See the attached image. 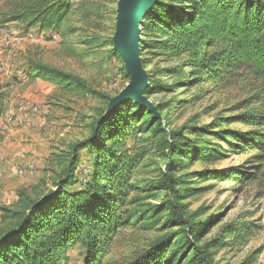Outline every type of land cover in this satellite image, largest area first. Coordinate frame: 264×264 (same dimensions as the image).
Returning a JSON list of instances; mask_svg holds the SVG:
<instances>
[{
    "label": "rangeland",
    "instance_id": "374dc122",
    "mask_svg": "<svg viewBox=\"0 0 264 264\" xmlns=\"http://www.w3.org/2000/svg\"><path fill=\"white\" fill-rule=\"evenodd\" d=\"M35 1L0 0V154L11 152L7 148L12 143L25 149L34 164L23 167V177L15 174L13 181L21 182L14 188L15 200L20 190L31 191L43 180L52 189L55 172L62 168L59 157L91 137L94 123L109 114L113 100L131 83L115 48L120 0H72L70 20L61 33L31 26L25 13ZM145 40L141 32V50ZM140 57L151 87L144 96L163 110L156 116L167 141L178 138L176 151L183 155L174 156L160 140L148 139L150 134L138 132L127 140L130 154L145 153L134 175L139 184L127 204L145 221L117 236L104 263L127 264L168 233H176L177 247H193L224 240L234 228L236 240L226 238L228 246L215 253V263L264 264V162L258 149L240 147L232 137L264 131L249 122L255 114L264 115V79L244 66L218 84L176 86L178 76L168 71L180 61H166L146 48ZM42 65L79 77L96 94L39 74ZM185 77L192 79L189 71ZM19 105L25 108L23 126L17 125L20 112L11 116ZM82 155L87 159V152ZM83 168L85 183L92 175L90 161ZM233 173L242 180L228 178ZM173 189L180 195L178 203L185 205L184 214L171 204ZM86 261V251L77 247L65 264Z\"/></svg>",
    "mask_w": 264,
    "mask_h": 264
},
{
    "label": "trees",
    "instance_id": "16d2710c",
    "mask_svg": "<svg viewBox=\"0 0 264 264\" xmlns=\"http://www.w3.org/2000/svg\"><path fill=\"white\" fill-rule=\"evenodd\" d=\"M71 2L36 0L25 16L31 26L61 33L71 17ZM141 32L146 38L141 54L146 48L166 61L181 62L168 71L178 76L176 86L218 84L244 66L264 79V0H159ZM37 70L78 92L96 94L77 76L43 65ZM187 71L191 80L185 77ZM155 110L163 111L159 106ZM249 122L264 127V115L255 114ZM138 132L160 140L174 156L183 155L176 151L178 138L167 141L156 113L134 101L123 102L94 123L89 139L73 144L69 154L59 157L62 168L55 172L52 189L43 180L31 191L20 190L17 203L0 207V264H65L77 247L86 251V264H105L117 236L145 221L127 206L130 192L139 184L134 175L145 157V153L130 154L132 149L126 147ZM232 137L240 147L258 149L264 162L263 130ZM89 161L92 175L83 183V165ZM240 176L233 173L228 178L242 180ZM171 194L172 206L184 214L179 193L173 189ZM145 228L150 229L146 223ZM175 234L163 235L127 264H216L215 253L237 238L232 228L226 231L228 241L177 247Z\"/></svg>",
    "mask_w": 264,
    "mask_h": 264
},
{
    "label": "water",
    "instance_id": "95a60500",
    "mask_svg": "<svg viewBox=\"0 0 264 264\" xmlns=\"http://www.w3.org/2000/svg\"><path fill=\"white\" fill-rule=\"evenodd\" d=\"M159 0H120L118 8L117 32L115 35V48L126 64L128 74L131 76L130 85L111 103L108 113L123 102H134L156 113L153 104L144 96L149 85L148 74L140 57L141 30L148 19L151 8ZM129 98V100H128ZM140 98V99H139ZM118 99H122L117 102ZM136 99V100H135Z\"/></svg>",
    "mask_w": 264,
    "mask_h": 264
},
{
    "label": "crops",
    "instance_id": "0c3cea01",
    "mask_svg": "<svg viewBox=\"0 0 264 264\" xmlns=\"http://www.w3.org/2000/svg\"><path fill=\"white\" fill-rule=\"evenodd\" d=\"M1 124H3V121H0V128ZM7 141L10 142L11 140L8 138ZM7 149H10L11 152L7 151L4 155L0 154V207L17 203L18 199H12L14 188L19 186L15 187L19 181H13L16 178L15 170L30 164V159L27 157L25 149H17L12 143L9 144ZM30 165L33 166L34 164Z\"/></svg>",
    "mask_w": 264,
    "mask_h": 264
},
{
    "label": "built area",
    "instance_id": "2783aa9c",
    "mask_svg": "<svg viewBox=\"0 0 264 264\" xmlns=\"http://www.w3.org/2000/svg\"><path fill=\"white\" fill-rule=\"evenodd\" d=\"M25 111V108L23 105H19V108L18 109H12L11 111V116L14 117L16 115L17 112H20L21 113V117H18L17 118V125L18 126H23L25 125V120H24V113ZM26 173V170L22 167H19L17 170H15V174L20 176V177H23Z\"/></svg>",
    "mask_w": 264,
    "mask_h": 264
},
{
    "label": "bare ground",
    "instance_id": "6f19581e",
    "mask_svg": "<svg viewBox=\"0 0 264 264\" xmlns=\"http://www.w3.org/2000/svg\"><path fill=\"white\" fill-rule=\"evenodd\" d=\"M141 26H142V25H139V31L141 30ZM140 37H141V34L139 35V38H140ZM140 39H141V38H140ZM139 99H140V98H139ZM120 100H122V99H118L117 102H119ZM128 100H129V98H128ZM135 100H136V99H135ZM133 101H134V100H133Z\"/></svg>",
    "mask_w": 264,
    "mask_h": 264
}]
</instances>
